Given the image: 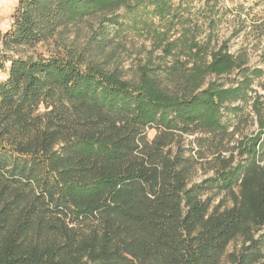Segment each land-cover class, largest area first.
<instances>
[{
	"label": "trees",
	"instance_id": "1",
	"mask_svg": "<svg viewBox=\"0 0 264 264\" xmlns=\"http://www.w3.org/2000/svg\"><path fill=\"white\" fill-rule=\"evenodd\" d=\"M145 1L164 12L165 0L17 2L0 33V264H264L261 70L181 34L128 76L110 25ZM39 44L48 57L19 55ZM249 103L257 132L226 154L223 116ZM195 135L212 176L190 184L207 158L185 148Z\"/></svg>",
	"mask_w": 264,
	"mask_h": 264
},
{
	"label": "rangeland",
	"instance_id": "2",
	"mask_svg": "<svg viewBox=\"0 0 264 264\" xmlns=\"http://www.w3.org/2000/svg\"><path fill=\"white\" fill-rule=\"evenodd\" d=\"M19 0H0V33L10 29L11 15ZM164 12L159 13V6L144 3H133L129 8H123L116 13L118 26L115 41L125 46L123 66L131 68L129 75L139 63L147 58L161 55L163 46L175 38L186 34L190 39L200 44H209L217 48L226 42L229 51L236 55L239 52L247 54L246 67L250 70H261V75L256 77L252 84V91L264 95V0H165ZM50 47L39 44L33 49L19 52L22 57H48ZM171 57H166L162 62L167 63ZM157 62V60H155ZM236 72L222 79L230 84L237 81ZM241 110L228 112L223 116V124L228 129L227 139L224 141L228 152L236 154V144L243 138L251 137L257 132L256 117L251 111L250 103L242 106ZM155 134L154 129L147 130V137L151 139ZM198 135L186 137L184 146L207 155V147L198 146L194 139ZM188 153V152H187ZM197 156V154H196ZM206 159L200 160L190 184L198 183L210 176ZM236 159H238L236 157ZM212 205L218 202L223 207L231 206L228 196L211 193ZM237 242L230 244L228 252Z\"/></svg>",
	"mask_w": 264,
	"mask_h": 264
}]
</instances>
